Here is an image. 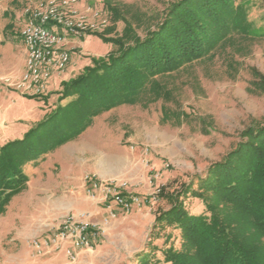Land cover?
<instances>
[{"label":"rangeland","instance_id":"374dc122","mask_svg":"<svg viewBox=\"0 0 264 264\" xmlns=\"http://www.w3.org/2000/svg\"><path fill=\"white\" fill-rule=\"evenodd\" d=\"M36 1L0 0V149L27 138L33 128L67 102L58 99L61 81L78 76L85 66L92 64V58L104 57L114 48L100 34L74 38L76 44H71L72 48L67 46L72 61L55 79L57 90L49 88L47 98L21 94L13 85L21 79L25 68L26 52L21 37L24 11ZM172 1L81 0V3L110 16L103 33L114 25L112 8H116L144 37ZM239 1L251 2L250 20L264 28V0ZM124 26L122 20L118 21L109 35L121 34ZM251 69L264 76V40L243 43L236 50L228 48L213 58L159 77L165 96L154 99L149 94L136 104L104 112L79 136L43 154L36 164L27 163L24 171L29 178L35 167L42 176L54 174V181L42 179L49 182L52 190L56 181L62 183L61 178L79 177L83 194L73 196L62 189L52 196L37 194L32 205L20 200L18 208L9 212L7 218L6 213L1 215L0 264H144L143 257L151 260L149 264H157V259L162 261V251L171 242L177 246L173 240L179 234L172 228L160 229L156 224L160 212L171 207L161 193L180 190L193 176H205L211 164L222 160L237 145L247 128L264 119V94L254 90ZM163 107L171 117L180 114L181 120L172 117L165 122ZM34 139L29 136L30 142ZM37 146L43 150V146ZM91 180L112 185L125 197L137 201L129 211L106 202L100 193H89ZM77 188L76 185V192ZM27 195L21 197L27 200ZM86 196L98 199L99 205L106 209L100 220L87 218L90 213L86 207L80 213L73 208L86 206L83 203ZM36 198L53 207L51 213L57 218L45 232L21 237L17 234L23 226L21 217L43 215L34 210L38 207ZM185 205L191 213L201 208V202L191 197L185 199ZM70 216L95 223L100 241L83 250L75 261L62 252L38 255L33 241L57 229Z\"/></svg>","mask_w":264,"mask_h":264},{"label":"trees","instance_id":"16d2710c","mask_svg":"<svg viewBox=\"0 0 264 264\" xmlns=\"http://www.w3.org/2000/svg\"><path fill=\"white\" fill-rule=\"evenodd\" d=\"M250 4L239 0H173L144 37L112 8L114 25L107 33L94 34L111 43L113 50L92 58V64L78 76L61 81L58 99L67 102L31 130L32 142L29 135L0 149V216L28 187L30 178L24 166L31 161L36 164L43 154L79 136L97 116L136 104L149 94L159 99L166 95L159 77L228 48L236 50L243 43L264 40V28L250 20ZM120 20L125 23L123 32L110 36ZM251 73L254 90L264 94V76L255 69ZM163 111L165 122L172 117L181 120L180 114L171 117L166 107ZM161 196L171 207L160 212L156 224L179 235L173 240L177 246L171 242L162 251V261L155 263L264 264V119L247 128L237 145L211 164L205 176H193L180 190ZM187 197L201 202L199 212L187 209ZM142 261L151 262L147 257Z\"/></svg>","mask_w":264,"mask_h":264},{"label":"built area","instance_id":"2783aa9c","mask_svg":"<svg viewBox=\"0 0 264 264\" xmlns=\"http://www.w3.org/2000/svg\"><path fill=\"white\" fill-rule=\"evenodd\" d=\"M81 0H37L24 11L21 37L26 52L25 71L13 85L23 95H46L51 81L65 72L72 61L67 47L70 38L88 33H103L110 16L90 6L83 11ZM87 13H92L90 17ZM89 193L130 210L135 198H127L112 185L90 181ZM98 226L86 218L68 217L60 226L36 238L33 249L38 255L62 252L75 261L83 250L93 248L100 241Z\"/></svg>","mask_w":264,"mask_h":264},{"label":"crops","instance_id":"0c3cea01","mask_svg":"<svg viewBox=\"0 0 264 264\" xmlns=\"http://www.w3.org/2000/svg\"><path fill=\"white\" fill-rule=\"evenodd\" d=\"M78 8L83 11L85 9V6H83V4H79ZM71 44H76L75 39L73 38L72 40L69 39L67 46H70V48H72ZM26 63V60H23ZM25 71V68H24ZM24 73V72H23ZM57 79V78H55ZM51 81L49 88H52V91L57 90L56 89V85L58 84L56 82V80ZM37 168H33L31 174H30V181L28 183V189L23 192L22 194L15 196L12 201L10 202V205L8 206L7 212L4 216V218H7V216L10 215L9 212L15 210L16 208H18V204L20 202V200H24L27 201L26 203H29L32 205L33 202V198L37 195V194H47L48 196H52L55 195L57 192H59L61 189L65 191H69L71 192V194L73 196H82L83 194V188H82V183H81V179L79 177H70V176H66L65 178H61V182L56 181L57 184L55 185V187L50 188L48 186L49 182H44L42 181L43 177L48 179V180H55L54 174L53 173H47L46 176H42L40 175L41 173H39V171L36 170ZM80 181V182H79ZM44 182V183H43ZM79 182V183H78ZM77 185V189L79 191H75V186ZM23 194H28L27 197L28 199L26 200L25 198L21 197L23 196ZM63 196V195H62ZM36 204L38 205L37 208H35L34 210L36 212L42 213L43 215H38V216H33V217H21V221L23 223L22 229L17 231V234L21 237L23 236H33L37 233H43L45 232L48 227L53 224L54 220L57 218V216H55L54 214H52V209L53 207H49V204H45L43 200H40V198H36ZM80 202V201H79ZM83 203L86 204V206L83 207H78L79 205H77L76 207H73L75 209V211L79 212L81 210V208L83 209L84 207H86L87 211L90 214H88L89 216H87V218H97L96 220H100L101 216H103L105 214V208L101 205H99L98 203V199H92L91 197H85ZM26 205V204H25ZM57 207V206H56ZM80 213V212H79ZM3 218V217H2Z\"/></svg>","mask_w":264,"mask_h":264}]
</instances>
